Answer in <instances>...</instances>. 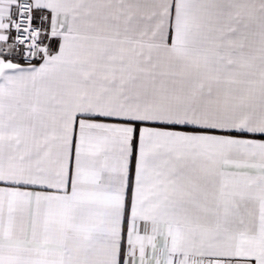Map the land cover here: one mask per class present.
<instances>
[{
	"label": "snow or ice",
	"instance_id": "1",
	"mask_svg": "<svg viewBox=\"0 0 264 264\" xmlns=\"http://www.w3.org/2000/svg\"><path fill=\"white\" fill-rule=\"evenodd\" d=\"M0 264H264V0H0Z\"/></svg>",
	"mask_w": 264,
	"mask_h": 264
}]
</instances>
